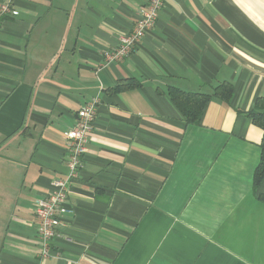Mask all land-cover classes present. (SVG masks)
I'll list each match as a JSON object with an SVG mask.
<instances>
[{"label": "crops", "instance_id": "obj_1", "mask_svg": "<svg viewBox=\"0 0 264 264\" xmlns=\"http://www.w3.org/2000/svg\"><path fill=\"white\" fill-rule=\"evenodd\" d=\"M146 1L15 0L1 18L0 264H264L263 132L246 116L264 98V0H163L129 57L106 63ZM222 83L230 102L212 99L198 125L167 95ZM92 99L42 260L36 203L66 177V135Z\"/></svg>", "mask_w": 264, "mask_h": 264}, {"label": "built area", "instance_id": "obj_2", "mask_svg": "<svg viewBox=\"0 0 264 264\" xmlns=\"http://www.w3.org/2000/svg\"><path fill=\"white\" fill-rule=\"evenodd\" d=\"M14 1L3 0L0 4V25L2 17L10 18L14 15ZM162 6L163 0H147L139 10L134 26L118 39L112 51L104 53L105 62H120L129 57L138 43L153 30ZM97 103V99H92L77 111L74 126L66 135L67 175L65 178L54 180L51 192L36 203L34 216L42 260L51 255V242L60 237L61 216L67 212L65 200L69 183L78 176L82 166L96 116Z\"/></svg>", "mask_w": 264, "mask_h": 264}, {"label": "trees", "instance_id": "obj_3", "mask_svg": "<svg viewBox=\"0 0 264 264\" xmlns=\"http://www.w3.org/2000/svg\"><path fill=\"white\" fill-rule=\"evenodd\" d=\"M135 86L137 85L131 82L120 83L112 88L111 91L117 92ZM167 95L184 117L186 124L198 125L208 102L212 99H217L224 103H229L233 95V88L228 83H222L216 86L211 94H206L188 93L168 87ZM246 116L251 120L252 124L259 127L263 132L260 143V158L253 175V185L256 187L264 179V98L257 99L254 108L246 113ZM258 199L264 202V196H259Z\"/></svg>", "mask_w": 264, "mask_h": 264}]
</instances>
